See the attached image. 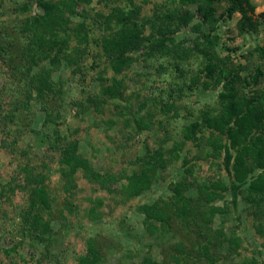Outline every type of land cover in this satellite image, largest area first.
<instances>
[{"label":"rangeland","instance_id":"obj_1","mask_svg":"<svg viewBox=\"0 0 264 264\" xmlns=\"http://www.w3.org/2000/svg\"><path fill=\"white\" fill-rule=\"evenodd\" d=\"M25 1L0 2V18L10 20L25 15L20 7ZM107 2L122 10L130 8L131 3L138 6L139 23L143 18L154 21V25L142 22L144 35L154 37L161 23L157 16L178 6V0H90L82 4L87 9L84 17L90 28L82 68L72 72L61 64L52 73L64 91L60 126L70 127L69 135L79 140V153L96 172L140 171L153 156L157 160L155 177L139 195L125 198L118 192L124 178L111 184L100 183L87 178L80 169L75 185L64 192L65 178L56 171L57 158L49 156L43 143L49 126L42 124L43 113L32 102L36 112L33 127L40 133L28 132L24 141H17L18 149L0 146V264H79L76 257L87 254L91 239L99 254L93 264H150L146 263L148 260L178 264L174 256L185 257L180 264H264V193L249 190V182L264 171V165L251 170L232 202L228 188L232 177L223 167L222 149L216 146L219 138L214 139L209 129L201 125L204 113H219L225 94L254 96L264 88V22L260 20L255 28L243 30L238 11L230 16L225 13L231 0L213 1L217 20L210 33L220 37L212 48L207 46L205 53L201 50L200 33H208L209 28L196 13L194 3L182 5L194 16L172 34L176 46L168 54L148 47L137 50L134 60L120 75L125 85L123 97L102 95L100 98L107 100L93 104L100 85L111 83L113 74L96 45L97 37L106 32L102 15L112 8ZM250 3L254 16L264 11V0ZM40 11L35 0H31L29 12ZM209 62L220 74L217 83L207 76L205 67ZM256 68L261 69L262 75L253 84L251 77ZM194 77L198 79L196 83ZM6 78V72L0 70V85ZM229 82L232 88L228 89ZM77 101L83 104L78 106L79 111L74 110ZM193 126L194 133L190 131ZM218 136L221 143L227 139L225 134ZM179 141L184 142L182 148L172 149ZM21 148L27 151L31 162L41 163L40 159H44L51 171L45 180L49 206L41 212L43 221L49 224L48 230L21 226L27 198L20 184L23 174L17 173L16 165L18 160L28 159L22 151L18 152ZM232 154L237 155L235 149ZM243 161L233 174L236 183L242 174L239 166L252 165L249 156ZM177 182H184L183 194L200 211L202 205L198 204L205 200V186L220 193L209 204L222 211L213 215L206 226L198 227L204 234L212 235V261L196 250L204 235H199L195 227L201 221L199 211L188 226L170 219V228L165 231L150 232L145 227L139 205L169 198ZM90 209L96 213L91 214ZM182 248L189 255L182 256ZM6 249L8 253L3 252Z\"/></svg>","mask_w":264,"mask_h":264},{"label":"trees","instance_id":"obj_2","mask_svg":"<svg viewBox=\"0 0 264 264\" xmlns=\"http://www.w3.org/2000/svg\"><path fill=\"white\" fill-rule=\"evenodd\" d=\"M213 1L215 0H178V6L157 16L161 21L155 31L158 34L157 37L144 35L142 22L145 20V23L150 22L154 25V21L143 18L139 23L138 6L131 3V6L128 5L130 8L122 10L118 6L112 7L107 2L108 7L112 8L102 15V24L106 32L103 31L97 37L96 45L100 48L101 55L106 57L108 67L113 74L111 83L100 85L98 94L93 97V104L104 103L107 99L100 98L102 95L107 98L123 97L125 85L124 78L120 75L134 60L133 54L137 50L148 47L153 52L168 54L172 47L176 46L172 34L182 25H186L194 16V13L182 5L190 3L196 5V13L209 28L208 33H200L202 41H198L203 44L201 50L205 52L207 46L212 48L211 46H214L220 37L218 34L210 33L217 20V17H214L216 9ZM89 2L90 0H35L41 11L29 12L31 0H26L20 5L26 12L25 15L15 16L10 20L0 18V70L7 75L0 85V132L2 133L0 146L11 150L18 149L17 141H24L22 138L28 132L40 133L33 127L36 112L31 104L36 103L43 113L42 124L49 126V131L43 134L45 151L49 152V156L57 158L56 171L60 173L61 178H65L66 185L63 184V191L69 192L76 183V173L82 169L87 178L90 180L93 178L100 183L111 184L118 178L120 180L124 178L118 192L121 191L125 198H129L139 195L148 188L153 176L155 177L157 163L154 162L157 160L152 156L153 159L146 161L140 171L133 170L131 173H121L122 170L96 172L90 161L79 153V140L69 135L70 127L67 125L61 127L62 123L59 122L62 116L61 103L64 101V91L59 80L52 77V73L61 64L69 67L72 72L81 70V60L87 54L90 35V28L87 27L84 17L87 9L82 4ZM235 11L241 14L239 25L243 30L255 28L260 20L264 22V11L254 16V7L250 0H231L225 13L230 16ZM74 16L82 19L76 20ZM175 20L176 23H174ZM195 26L198 27V25ZM205 69L208 78H213L215 83L219 82L220 74H217L210 62ZM260 75H262L261 69L256 68L251 77L253 84L258 82ZM196 80L198 79L194 77L193 83H196ZM229 88H232L230 82ZM223 97V105L219 113L215 115L204 113L201 125L209 129L214 139L215 137L220 139L218 135H226L227 139L223 143L217 139L216 146L221 147L223 167L232 177L228 188L232 202L235 203L241 189L240 183L245 182L253 168L264 165V88H261L254 96L242 97L227 93ZM96 99L98 101H95ZM75 105V111L80 110L78 106L83 107L79 101ZM194 126L190 129L192 133H194ZM183 145V141L175 142L172 149L182 148ZM232 149L236 150V156L232 154ZM21 151L24 157L28 158L18 160L16 165L17 173L23 174L20 184L27 198V205L21 213L23 220L21 226H27L23 229L32 228L35 231L38 226H41L42 230H48L49 224L43 221L41 212L49 206L45 180L50 176V168L44 159H40L41 163L31 162L27 151L23 148L18 150V152ZM158 154L161 156L160 151ZM246 156H249L252 165L239 166L242 174L238 178L239 182L236 183L233 174H236L237 164L239 162L243 164ZM184 186V182H177L169 198L139 205L140 211L144 214L143 222L147 230L165 231L170 228V219L182 221L185 226H188L191 217L199 211L201 221L199 223L197 221L195 227L197 226L199 235L204 234L202 230H199L202 224L206 226L213 215L222 211V208L209 204V201L220 193L205 186L203 189L206 193L205 200L198 204V207L202 205L200 211L199 208L191 205L192 200L183 194ZM249 190L264 193V171L251 179ZM89 212L92 214L95 211L90 209ZM202 237V243L196 250L212 261L210 249L213 244L210 239L212 235L205 233ZM235 240L232 238V242ZM87 244V254L76 257L79 264L86 261L88 264H93L99 259L98 250L92 239ZM3 252L8 253V250ZM180 253L182 256L189 255L183 248ZM173 259L180 264L185 257L174 256ZM146 263L158 264L152 260Z\"/></svg>","mask_w":264,"mask_h":264}]
</instances>
